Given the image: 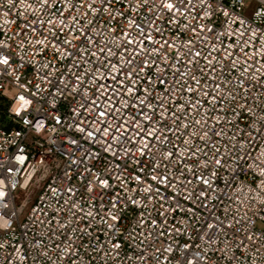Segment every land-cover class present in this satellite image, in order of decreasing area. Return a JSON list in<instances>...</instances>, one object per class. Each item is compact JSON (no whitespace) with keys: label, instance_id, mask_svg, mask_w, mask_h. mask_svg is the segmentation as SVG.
<instances>
[{"label":"built area","instance_id":"1","mask_svg":"<svg viewBox=\"0 0 264 264\" xmlns=\"http://www.w3.org/2000/svg\"><path fill=\"white\" fill-rule=\"evenodd\" d=\"M152 2L153 0H150L149 6ZM154 2L158 3V0ZM28 3L32 8L39 7L38 0H28ZM128 3L129 0H122V3L115 4V8L126 9ZM6 4L7 0H0V41L10 45L12 59L6 71L4 66H0V98L5 100L0 115L6 117V121H0V180L4 182L0 184V188L8 193L6 198H0V264H177V260L185 254L197 264H264V238L260 232L252 230L253 224L264 226V80L260 79V75L252 73L255 79L245 91L243 88H237L235 84L243 71L240 65H237L238 71L225 70L223 77L218 78L217 82L222 86L230 84L235 89L234 102L225 100L223 105H217L215 108L212 104H205L199 109V115L189 109L180 121L181 125L192 120L206 121L205 130L214 128L215 132L220 133L219 136H213L207 146L200 140H194L193 143L196 148L207 152V157L203 152L197 153L201 164L206 159H212L214 148H218L221 155L231 157L225 159L224 167L216 169L213 166L205 170L188 159H184L178 166L172 163L166 174L175 172L176 177H179V180L173 177L172 183L180 184L185 177L191 183L174 189L153 182L154 188L159 187L160 195L148 198H144L142 192L140 195L136 194L134 190L137 184L131 181L126 173L113 171L110 181L112 188L105 194L101 203L99 198L85 191L84 185L87 181L82 177L86 175L85 167L95 172L102 165L96 163V167H93L94 162L88 158L78 159L81 151L77 150L75 145H69L66 139H61L64 136L63 128L59 130V134L51 131L54 125L50 118L45 119L46 113L40 109L48 110L49 117L62 115L66 123L71 122L72 109L81 102L82 96L57 100L55 111H52V94L56 92L53 84L62 87L61 82H66L70 93L73 78L70 77L69 71L83 75L87 68L97 64V57H104L99 53L97 57H93L82 52V55H86L87 62L82 61L79 66L70 68L71 60L62 61L55 57L51 47L43 51L41 45L33 46L28 43L29 40H42L43 34L25 33L17 36L16 33L24 27L25 16L31 21L36 19L37 15L31 10H25L20 0H16V6L11 9L6 7ZM254 4L264 5V0H254ZM60 7L63 8L62 5ZM203 11L199 0H192L188 13L179 18L178 26L169 25L164 21L157 22L156 26L163 30L162 37L157 39H167L172 43L179 41L180 44H186L191 39L197 45L193 51H201L207 56L208 44H199L195 40L197 33L185 30V24L193 26L204 22ZM17 12L22 15L18 16ZM106 15L89 13L81 19L84 23L94 19L92 26L98 31L103 30L102 35L96 38L98 46L105 47L107 42V47H112L119 55V51L111 42L119 43L122 34L114 36L105 28ZM145 15L148 19H154L145 11H140L137 19ZM41 18H49L47 10ZM219 20L225 27L229 23L222 14ZM143 26L147 27L146 24ZM113 27L115 24L107 25V28ZM223 30L217 26L218 32ZM200 36L202 39L203 34ZM228 43L230 41L226 40L225 46ZM259 47L260 43L257 42L256 48ZM88 48L96 51L97 45H89ZM171 51L169 50L170 53ZM181 51L186 52L187 49ZM173 54L177 58L169 62L177 63L180 57ZM213 56L217 60L220 59L215 53ZM115 62L113 60V63ZM157 63L160 64L159 61ZM204 63V60L200 61L201 66ZM219 67L217 65L218 69ZM261 72H264V68H261ZM46 73L52 74L48 76V81L44 79ZM88 79L84 80V85H88ZM166 79L173 80L171 72ZM175 79L179 80L180 77L176 76ZM256 80L260 82L256 83ZM107 83L111 86L110 80ZM210 83V80H202L201 87ZM187 87L196 88L197 85L189 81L185 90L179 92L176 86H172V93L168 96L169 108L176 110L179 103L189 100L191 94L187 93ZM162 91L163 89H158L156 95H160ZM21 95L32 103L17 113L16 109L23 104L19 99ZM199 97L198 92L192 97V102ZM99 103L103 104V101ZM240 105H245V108L241 109ZM221 107L223 111H220ZM247 109H251V112ZM218 115L221 117L219 122L215 119ZM25 121L34 123L26 124ZM39 121H44L47 132H36L35 123ZM88 122L91 123L90 118ZM168 124L171 125L170 116ZM161 128L165 129L164 134L170 137L172 143L160 144L153 141V151L166 152L176 145V157H173V161L184 150L183 141L189 139V133L203 135L199 125L190 127L187 132L181 128L177 134L167 132L163 122ZM256 129L261 130L258 132ZM73 131L68 129L69 133ZM209 134L211 135V132ZM177 136L180 139H177ZM76 138L80 139L79 133ZM80 143L82 148L92 146L90 141L85 143L84 139H80ZM92 150L100 151L98 146H93ZM70 155L73 160H77L75 165H69ZM19 156L25 159L20 161L17 159ZM102 156L107 161H112L111 153H102ZM120 156L123 157V149L120 150ZM147 159L148 157H145V160ZM115 163H119L122 169L126 163L128 171L135 166L131 157L118 158ZM165 163L167 162H161V170L164 169ZM185 165L195 168L197 176L202 173L205 179L211 180V187L201 185L196 177L185 171ZM9 168L12 169L11 172L7 171ZM66 169L70 170L72 176L70 182L62 179ZM146 171L151 174V169ZM213 171L217 172L216 176H212ZM182 172L183 176L180 175ZM117 175L124 176L127 186L133 189L127 195L133 197L137 203L130 204L122 199L121 218L113 222L108 217L106 205L115 194L124 196L123 186L116 179ZM62 185L64 188L74 187L75 194L61 190ZM52 188L57 189L55 196ZM203 190H207V197L196 199ZM161 196L166 199L161 200ZM65 201H68L67 205ZM5 203L8 205L7 209L3 207ZM73 203L79 207L72 209ZM89 211L93 212L92 217L86 215ZM73 212H77V215L73 216ZM162 212L165 215H160ZM62 224L67 227H61ZM108 224H113L114 227L109 228ZM209 224L216 225L219 230L209 229ZM230 224L232 226L228 227ZM248 236L253 239H247ZM69 245L73 249L70 254L65 251ZM185 245L189 246L187 250Z\"/></svg>","mask_w":264,"mask_h":264},{"label":"snow or ice","instance_id":"2","mask_svg":"<svg viewBox=\"0 0 264 264\" xmlns=\"http://www.w3.org/2000/svg\"><path fill=\"white\" fill-rule=\"evenodd\" d=\"M20 2L25 10H31L37 15V18L29 21L25 16L24 27L19 33H16L17 36L25 33L43 34L42 40H29L28 43L33 44V46L41 45L43 51L51 47L55 57H59L62 61L71 60L70 68L79 66L82 61L87 62L86 55L97 57V53H99L100 56L104 57V59L97 57V64L87 68L83 75L69 71L70 77L73 78L70 93L66 82H61L62 87L53 84L56 92L52 94V111H55L57 100L69 97L74 99L77 95L82 96L81 102L72 109L71 122L66 123L62 115L49 117L48 110L40 109L46 113L45 119H51L54 125L51 131L59 134V130L63 128L64 136L61 139H66L69 145H75L77 150L81 151V156L78 159L88 158L94 162L93 167H96V163L102 165L95 172L88 167L84 169L86 175L82 179L87 181L84 189L91 196L99 198L103 203L105 194L112 188L110 181L113 178V171L126 173L131 181L137 184V188L134 190L136 194L140 195L142 192L144 198H148L160 195L159 187L154 188L153 182L157 185L171 186L174 189L191 183L186 177L180 184L172 183L173 177L179 180L175 172L171 175L166 174L169 165L172 163L178 166L184 159H188L191 163L205 170L213 166L219 169L224 167L225 159L231 158L221 155L219 149L214 148L212 159H206L201 164L197 153L203 152L207 157V152L196 148L193 141L200 140L207 146L212 137L219 136L220 133L215 132L214 128L205 130L206 121L192 120L182 125L180 121L189 109L199 115V109L205 104H212L215 108L217 105H223L225 100L230 103L234 102L235 89L230 84L222 86L221 83L217 82L218 78L223 77L225 70L238 71L237 65H240L243 71L240 72L235 84L237 88H243L245 91L255 79L252 76L253 72L259 74L260 79L264 80V72H261V68H264V5H255L254 0H199L200 8L204 10V22L193 26L185 24V30L197 33L195 40L199 44H208L209 51L208 55L205 56L201 51H193L197 45L191 39L186 44H180L179 41L172 43L167 39H157V37H162L163 31L162 28L156 26L157 22L164 21L169 25L178 26L179 18L185 17L188 13L192 0H158V3L153 0L151 6H149L150 0H129L126 9L115 8V4L122 3V0H98L99 7H97V0H38V8H32L28 0H20ZM60 5L63 6L62 9ZM15 6L16 0H7L6 7L11 9ZM81 9L86 11H81ZM45 10L49 14L47 20L41 18ZM140 11L150 13L154 19H148V16L145 15L138 20ZM73 12L77 14L74 15ZM89 13H106L105 28L114 36L122 34L119 43L111 42L119 51V55H117V51H113L112 47H107V42L105 47L98 46L96 38L102 35L103 30L98 31L92 26L95 23L94 19L88 20L87 23L81 19V17H87ZM129 13H135V15H129ZM174 13L175 15H173ZM221 14L225 20L229 21L226 27L219 20ZM17 15H22V13L17 12ZM165 15L167 19H165ZM110 23L115 24V27L107 28ZM145 24L147 27L143 26ZM233 25L239 27H232ZM217 26L224 30L218 32ZM200 34H203L202 39ZM69 36H71L70 39ZM226 40L230 41L227 46H225ZM150 42L151 47H149ZM257 42L260 43L259 49L256 48ZM94 44L97 45L96 51H91L88 46ZM216 44L218 46H214ZM181 49H187V51L183 52ZM169 50H172L171 53ZM82 52L86 55H82ZM173 53L180 57L177 63L169 62L177 58ZM213 53L219 55L220 59L217 60ZM11 59L10 45L0 41V66H4L5 71L11 65ZM113 60L116 62L113 63ZM201 60L205 61L203 66L200 64ZM158 61L160 62L159 65ZM255 64L260 66L254 67ZM217 65L220 66L219 69ZM169 72L173 76L172 81L166 79ZM208 73L212 75L209 76ZM246 74L248 78H246ZM50 75L52 74H45V81H48ZM176 76H179L180 79L176 80ZM89 77L90 79H88ZM85 79H88V85H84ZM205 79L210 80L211 83L201 87L202 80ZM109 80L111 86L107 83ZM189 81L197 87H187V93L191 94L189 100L185 103H179L177 100L179 108L172 110L168 107L170 103L168 96L172 93V86H176L178 92L184 91L185 85ZM255 82L259 83L260 81L256 80ZM166 84L170 86L165 87ZM144 85L148 86L144 87ZM37 87L39 86L37 85ZM82 87L84 88L83 91ZM158 89H163L160 95H156ZM198 92L200 97L193 103L192 97H195ZM173 97L175 98V93H173ZM19 99L23 101V104L16 109L17 113L32 103L23 95ZM101 100L103 104L99 103ZM240 107L244 109L245 105H240ZM223 110L221 107L220 111ZM247 110L251 112V109ZM205 115L207 116V113ZM169 116L171 125L168 124ZM89 118L91 123L88 122ZM215 119L219 122L221 117L218 115ZM161 122L166 126V131L172 134L179 133L181 128L187 132L190 127L199 125L203 135L189 133V139L183 141L184 150L173 161V157H176V145H173L172 149L166 152L153 151V141L160 144L172 143L170 137L164 134L165 129L161 128ZM25 123L32 124L34 122L25 121ZM68 129L74 131L69 133ZM35 130L37 133H45L48 128L44 121H39L35 123ZM260 130L256 129L258 132ZM77 133L80 134V139H84L85 143L90 141L92 146L82 148L80 139L76 138ZM177 139L180 137L177 136ZM128 145L132 147H127ZM93 146H98L100 151L94 152ZM121 149H123V157L120 156ZM102 153H111L112 161H107ZM72 155L69 156V165L77 163V160L72 159ZM125 157H131L134 161L135 166L131 171H128L126 163L123 169L119 163H115L118 158L123 159ZM145 157L148 159L145 160ZM17 159L23 161L25 158L19 156ZM162 161L167 162L163 170L160 167ZM146 169H151L150 175ZM7 171L11 172L12 169L9 168ZM185 171L196 177L201 185L211 187V180L205 179L202 173L197 176L195 168L185 165ZM180 175L183 176L184 173L182 172ZM216 175L217 172L213 171L212 176ZM62 179L71 181L70 170H65ZM116 179L123 186L124 196L122 197L117 193L106 205L108 217L113 222L121 218L122 199L130 204L137 203L133 197L127 195L133 189L127 186L124 176L117 175ZM3 183L0 180V184ZM61 190L68 194H75L76 192L74 187L64 188L63 185ZM51 191L54 196L57 194L56 188H52ZM7 195L8 193L0 188V198H6ZM207 195V190H203L196 196V199L206 198ZM188 198L191 199L190 196ZM164 199L166 197L161 196V200ZM67 204L68 201H65V205ZM3 207L7 209L8 205L5 203ZM71 207L77 209L79 206L73 203ZM76 215L77 212H73V216ZM86 215L92 217L93 212L89 211ZM160 215L163 216L165 213L162 212ZM105 223L107 224V221ZM107 226L109 228L114 227L113 224ZM231 226V224L228 225V227ZM61 227H67V225L62 224ZM207 227L219 230L213 224H209ZM252 230L260 232L264 238V226L253 224ZM209 239H211L210 236ZM247 239L252 240L253 237L248 236ZM114 247L118 248L119 245H114ZM188 247L185 245L186 250ZM72 250V246L69 245L65 251L70 254ZM168 250L171 251V248ZM177 264H197V262L189 260L185 254L177 260Z\"/></svg>","mask_w":264,"mask_h":264},{"label":"rangeland","instance_id":"3","mask_svg":"<svg viewBox=\"0 0 264 264\" xmlns=\"http://www.w3.org/2000/svg\"><path fill=\"white\" fill-rule=\"evenodd\" d=\"M4 106H5V100L0 98V114H1V110L4 108ZM0 121L1 122L6 121V117L0 115Z\"/></svg>","mask_w":264,"mask_h":264}]
</instances>
